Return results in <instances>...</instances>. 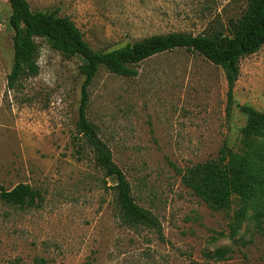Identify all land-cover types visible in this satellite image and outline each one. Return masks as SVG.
I'll list each match as a JSON object with an SVG mask.
<instances>
[{
	"label": "rangeland",
	"instance_id": "rangeland-1",
	"mask_svg": "<svg viewBox=\"0 0 264 264\" xmlns=\"http://www.w3.org/2000/svg\"><path fill=\"white\" fill-rule=\"evenodd\" d=\"M56 9L94 50L154 34L222 30L247 0H27ZM10 5L0 0V186L39 191L31 207L0 202V264H264V196L214 210L181 181L186 168L226 145L242 152L247 109L264 111V44L243 56L227 109L221 66L184 48L158 53L124 77L100 66L88 88L87 117L123 171L134 201L155 215L162 237L119 215L114 181L77 129L84 59L41 37L35 75L12 89ZM228 248L216 258V249Z\"/></svg>",
	"mask_w": 264,
	"mask_h": 264
},
{
	"label": "trees",
	"instance_id": "trees-1",
	"mask_svg": "<svg viewBox=\"0 0 264 264\" xmlns=\"http://www.w3.org/2000/svg\"><path fill=\"white\" fill-rule=\"evenodd\" d=\"M10 5L8 25L12 34V66L7 75V88L12 89L22 75L38 72L35 38H44L52 48L66 56L79 55L84 59V79L80 87L77 109V129L96 152L95 160L104 176L114 181L115 197L120 218L128 224H138L162 237L158 218L138 205L123 171L113 162L107 146L97 138L95 126L87 117L88 88L100 66L109 72L133 77L134 65L158 53L184 48L202 54L221 66L227 84V109L233 101V87L241 57L255 53L264 44V0H247L245 9L224 30L211 27L192 34L172 31L154 34L133 43L109 50H94L83 33L67 16L56 9L32 10L27 0H7ZM246 122L240 143L242 152L224 145L216 158L186 168L181 181L214 210H227L237 198L241 205L235 213L241 219L251 202L264 196V111L247 109ZM40 193L28 184L19 183L7 190L0 186V202L7 206L26 208L36 204ZM228 248L216 249V258L224 257Z\"/></svg>",
	"mask_w": 264,
	"mask_h": 264
}]
</instances>
